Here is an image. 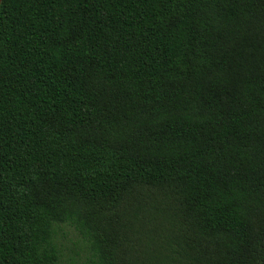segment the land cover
Listing matches in <instances>:
<instances>
[{
  "label": "trees",
  "instance_id": "trees-1",
  "mask_svg": "<svg viewBox=\"0 0 264 264\" xmlns=\"http://www.w3.org/2000/svg\"><path fill=\"white\" fill-rule=\"evenodd\" d=\"M60 224L81 264H264V0L0 1V264H70Z\"/></svg>",
  "mask_w": 264,
  "mask_h": 264
},
{
  "label": "rangeland",
  "instance_id": "rangeland-1",
  "mask_svg": "<svg viewBox=\"0 0 264 264\" xmlns=\"http://www.w3.org/2000/svg\"><path fill=\"white\" fill-rule=\"evenodd\" d=\"M55 240L60 248L62 258L70 264L83 263L89 254L88 249L85 250L84 241L67 224L56 226Z\"/></svg>",
  "mask_w": 264,
  "mask_h": 264
},
{
  "label": "water",
  "instance_id": "water-1",
  "mask_svg": "<svg viewBox=\"0 0 264 264\" xmlns=\"http://www.w3.org/2000/svg\"><path fill=\"white\" fill-rule=\"evenodd\" d=\"M1 1V0H0Z\"/></svg>",
  "mask_w": 264,
  "mask_h": 264
}]
</instances>
